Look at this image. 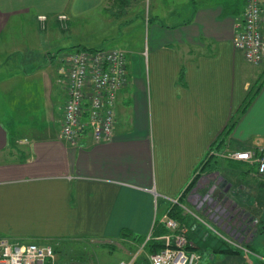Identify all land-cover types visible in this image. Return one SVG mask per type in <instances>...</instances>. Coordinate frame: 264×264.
Instances as JSON below:
<instances>
[{
  "label": "crops",
  "instance_id": "crops-1",
  "mask_svg": "<svg viewBox=\"0 0 264 264\" xmlns=\"http://www.w3.org/2000/svg\"><path fill=\"white\" fill-rule=\"evenodd\" d=\"M243 7L244 0L165 7L155 0H0V236L51 242L59 260L78 264L85 246L143 245L167 214V198L179 196L248 250L216 251L222 240L185 215L179 227L186 249L201 255L198 264H264V180L245 162L207 157L210 147L244 150L264 141V82L239 112L264 65L232 45ZM99 25L142 45L123 49L128 81L116 97L112 138L94 142L84 129L66 142L58 138L67 97L59 57L103 48L83 43L85 30ZM218 195L222 204L212 207ZM132 259L143 264L138 252L119 261Z\"/></svg>",
  "mask_w": 264,
  "mask_h": 264
},
{
  "label": "built area",
  "instance_id": "built-area-1",
  "mask_svg": "<svg viewBox=\"0 0 264 264\" xmlns=\"http://www.w3.org/2000/svg\"><path fill=\"white\" fill-rule=\"evenodd\" d=\"M65 19L64 14L59 15ZM39 18L44 19L41 15ZM233 47L251 64L264 62V0H244L241 19L234 28L231 39ZM65 74V99L58 138L75 143L84 129H89L94 142L112 138L115 123V103L118 91L128 81L127 56L121 49H83L66 51L59 57ZM214 151H209L213 153ZM228 160L251 165L256 175L264 180V141L257 147L244 150H229L218 153ZM170 205H178L185 215L200 219L180 197L167 198ZM201 220V219H200ZM159 223L165 232L159 238L163 248L150 253L151 264H197L200 255L186 249L187 238L179 223L168 214ZM210 229L213 227L205 223ZM216 231V232H215ZM228 245L247 252L241 242L214 230ZM151 234L148 235L150 238ZM147 238V239H148ZM121 260L117 264H133ZM0 264H72L56 256L50 243L15 242L0 236Z\"/></svg>",
  "mask_w": 264,
  "mask_h": 264
},
{
  "label": "rangeland",
  "instance_id": "rangeland-1",
  "mask_svg": "<svg viewBox=\"0 0 264 264\" xmlns=\"http://www.w3.org/2000/svg\"><path fill=\"white\" fill-rule=\"evenodd\" d=\"M157 4H159V7H165L166 4L168 3H172L173 0H155ZM209 1V0H207ZM210 1H216V0H210ZM219 1H224V0H219ZM148 7V6H147ZM147 7L145 6L144 8V15L147 14ZM135 40V43H133V41ZM83 43L85 46H92V47H103L105 49H124V48H129V45H134L135 47H139L140 45H142V41H139V39L137 37L132 38L129 36H114V32L112 29H106L104 28L103 25H99L98 27L94 28V29H90V30H85L84 32V40ZM129 43H133V44H129ZM72 48V47H71ZM75 49V48H74ZM72 49V50H74ZM258 69V73L256 74V78L253 80L252 82V87H251V92L250 95L256 90V88L258 87L259 84H262L264 82V65L263 66H259L257 67ZM213 150V149H212ZM211 151V149H210ZM214 151V150H213ZM229 151L228 148L226 149H222V150H216L213 153H210L209 155H207L208 158H210L211 156H217L216 158L218 159H222V160H228L224 157H221L220 155H218V153H223ZM255 169V168H254ZM193 212L201 219H198L194 216L192 217L193 221H196L197 223H199L200 225H202L205 229L211 231L212 233H214V235L217 236V238L220 239V236L214 232V230H216L215 228L210 229L205 223L210 224L208 222V220L204 219L203 217H201L197 212H195L193 210ZM218 231V230H217ZM201 234H203V236H206L207 239L212 240V236L213 234H210L208 231L206 232L204 230L200 231ZM200 234V233H199ZM209 235V236H208ZM212 235V236H211ZM211 236V237H210ZM214 238V237H213ZM212 242V241H210ZM51 243V242H50ZM53 244V243H52ZM116 246L113 248H108V247H104L102 250H97V251H92L90 249H94L93 245L90 246H85V250L89 252H87V254L81 255V253H79V255H77V260H74V262H79L80 264H114L116 262H118L120 259H127L129 256H131L133 253L138 252V259H142V263L143 264H151L149 261V255L150 253H147V251H145L143 249V245L140 243L136 242H132V243H128L125 242L124 243H120V242H116L115 244ZM74 246V245H73ZM83 245L80 244H75V248H82ZM58 254L61 252L58 251ZM59 254V255H60ZM66 255V253H64ZM63 256V255H61ZM90 256L92 257V259L94 258V260H92L90 258ZM201 258V255H200ZM200 260V259H199ZM137 261V260H136ZM199 262V261H198ZM78 263V264H79ZM198 264V263H197Z\"/></svg>",
  "mask_w": 264,
  "mask_h": 264
},
{
  "label": "trees",
  "instance_id": "trees-1",
  "mask_svg": "<svg viewBox=\"0 0 264 264\" xmlns=\"http://www.w3.org/2000/svg\"><path fill=\"white\" fill-rule=\"evenodd\" d=\"M82 48L83 49H91V48H85V47H82ZM260 85L261 84L258 85L257 89H259ZM251 97H252V94L250 95V93L248 95H246V97L244 99V102H243V105H242V107H240L239 112H242L245 109V107L247 106V104L250 101ZM236 119H237V115H235L232 118H230V122H229L228 126L226 127V129L222 133L223 138L230 132V130L232 129V127L234 126V124L236 122ZM210 149L212 150L213 147H210ZM204 159H206V157ZM204 162H205V160H203L201 162L200 167L203 166ZM196 178H197V176H194L192 178L190 184L188 185V188H190L194 184V182L196 181ZM167 214L170 215L171 217H173L174 219H176L179 222L184 221L186 219L185 214L183 213V211L181 210V208L178 205H169V207L167 209ZM165 231L166 230H165V227L163 226V224H161L159 222L155 223L153 231H152V235H153L152 238L148 239V240H145L144 243H143L144 244L143 245L144 246V250L147 251V253H153V252L159 251L160 249L163 248V246H164L163 242L158 240V239H155V237L160 235L161 233H164ZM125 232H123V234L126 236L127 232L126 233ZM136 238H138L139 240H142V238H140L138 236H136ZM103 245H106V244H103ZM216 251L223 252V253L237 252L236 249L230 247V245H228L224 241H221L219 243V245L216 248Z\"/></svg>",
  "mask_w": 264,
  "mask_h": 264
},
{
  "label": "water",
  "instance_id": "water-1",
  "mask_svg": "<svg viewBox=\"0 0 264 264\" xmlns=\"http://www.w3.org/2000/svg\"><path fill=\"white\" fill-rule=\"evenodd\" d=\"M215 200H216V201H215L214 205H212V207H214V206L216 205L217 202H219V205H216V206H220V205L222 204V197H221L220 195H218V196L216 197ZM226 217H228L227 220L230 221V220L232 219L233 215H232V216H230V215L227 216V215H226ZM235 219H236V218L233 219L234 222H235ZM241 221L243 222V219H242ZM237 223L242 224V223H240V222H237ZM246 225H247L246 223L243 224L242 227L240 228V231H242V230H243V227L245 228ZM230 227H231V226H229V228H230ZM232 231H234V230H232Z\"/></svg>",
  "mask_w": 264,
  "mask_h": 264
}]
</instances>
